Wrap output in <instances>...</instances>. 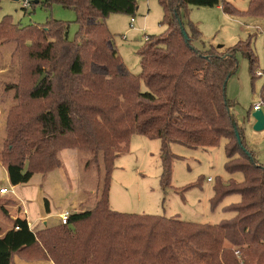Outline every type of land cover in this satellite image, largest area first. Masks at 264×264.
I'll return each instance as SVG.
<instances>
[{"label":"trees","instance_id":"1","mask_svg":"<svg viewBox=\"0 0 264 264\" xmlns=\"http://www.w3.org/2000/svg\"><path fill=\"white\" fill-rule=\"evenodd\" d=\"M137 1L46 0L76 11L79 31L74 41L69 39L70 25L59 20L27 27L15 24L11 16L0 22V45L14 41L20 47L32 39L29 56L42 61L34 70L47 75L39 85L7 86L15 89V99H25L11 109L0 151V164L6 166L12 185L59 168L57 154L66 148L88 150L96 160L102 156L106 169L95 207L71 213L68 224L35 231L28 220L15 219L0 238V264H17L15 257L52 264H239L226 242L240 247L244 264H264V164L257 160L227 98L238 52L255 73L253 35L232 47L201 49L194 42L202 41V32L187 10L188 5L221 6L229 15L264 16V0H250L247 13L227 0H159L166 31L146 37L141 72L134 74L112 46L106 19L113 13L134 15ZM261 97L264 103V85ZM134 134L161 141L165 188L171 186L176 157L171 144L207 148L225 139V169L231 176L242 173L244 179H218L210 202L215 210L225 198L239 195L238 202L224 208L234 216L200 224L113 210L111 175Z\"/></svg>","mask_w":264,"mask_h":264},{"label":"rangeland","instance_id":"2","mask_svg":"<svg viewBox=\"0 0 264 264\" xmlns=\"http://www.w3.org/2000/svg\"><path fill=\"white\" fill-rule=\"evenodd\" d=\"M26 1H30L28 7H25ZM227 1L242 13H247L249 10L250 0ZM187 10L190 20L202 32V41L194 42L201 49H208L211 46L218 49L232 47L239 41H246L252 33L258 57L255 73L251 72L248 58L242 52H238L237 70L227 82V98L233 104L231 111L255 151L257 160L264 164V129L261 131L254 129L255 120L252 116L254 105L262 102L261 89L264 85V75L253 77L259 70L264 72V16L229 15L221 6L188 5ZM164 15V8L159 0H138L134 15L113 13L106 19V24L113 35V40L110 41L112 46L114 45L118 50L127 69L134 74L141 72L140 51L146 45V37L165 33ZM5 16H11L13 22L20 27L43 26L52 20L68 23L69 39L72 41L76 40L79 31L76 11L56 2L48 5L46 0H40L39 3H35V0H0V22ZM132 18H134L133 23ZM220 44L223 47L220 48ZM32 46V39H27L20 47L14 41L0 45V151L7 137L11 109L25 101V99H15V89L7 90V86L20 83L23 87L26 85L30 87L43 76L34 70L38 62L42 61L29 56V52L34 48ZM44 74L46 77V72ZM146 89L143 84L142 90ZM32 104L39 105L35 102ZM45 105L39 106L45 108ZM262 109L264 110V105ZM225 142L226 140L223 139L218 146L207 148H190L180 143L171 144V151L176 157L172 162L171 186L165 188L161 181L163 174L161 141L141 134L132 135L129 151L115 161L109 189L111 208L123 213L177 217L186 222L200 224H218L224 219H230L234 213L226 212L224 208L238 202L239 195L225 198L215 210L212 209L210 202L218 179L225 181L230 177H234L237 181L244 179L242 173L233 176L227 173ZM57 156L61 161L60 167L63 165L67 178H70L71 184L66 177H61L63 183L66 181L65 184L72 185L74 193L70 192V194L72 193L71 195L76 196L77 199L81 196V204L86 208L92 206L93 209L104 187L106 169L102 156L96 160L92 152L79 148L62 149ZM42 180L40 173L26 185V189L22 187L18 189L22 192L25 190L33 192L41 186ZM65 184L67 189L68 184ZM3 185L10 187L7 183L1 182L0 186ZM51 192L49 190L46 193L47 205H50L52 198L54 205L60 201V195L54 198ZM8 196L13 197V194H0V226L10 223L13 227L14 223L9 219L8 210H12L15 204H11L14 202H10ZM35 205L37 207H31L32 222L39 214V205ZM51 224H60V220L53 218L49 226H53ZM32 228L36 231L43 228V225L37 221ZM226 245L235 251L239 264H244L242 253H237L240 247L233 246L229 242H226ZM20 259L15 257L17 264H25ZM49 263L50 261L47 260H39L33 264Z\"/></svg>","mask_w":264,"mask_h":264},{"label":"crops","instance_id":"3","mask_svg":"<svg viewBox=\"0 0 264 264\" xmlns=\"http://www.w3.org/2000/svg\"><path fill=\"white\" fill-rule=\"evenodd\" d=\"M62 166L60 168L54 170V171L47 173V174H41L43 182L41 183V186L39 188H36L35 190H33V192H31V191L28 192L26 190L22 192V191H19L18 188L22 187V189H26V185L30 184L35 179V176L38 174H35L28 183H23V184H19V185H12V183L10 182V179H9V175H8V171H7L6 166L0 164V183L1 182L7 183L8 185H10V187H8V188H12L14 191V193H12L13 197L8 196L9 197L8 199L10 200V202H14L11 204H15V205H13L14 208L12 210H10V209L8 210L9 211L8 212L9 219L12 220L13 223H14L15 219L23 218V219L28 220L31 228L33 227V225L37 221H40L42 223L43 227H48L50 225L51 219L54 218V219L59 221L58 217L60 216V214L62 212H64L63 211L64 209H66V210L72 209V211L71 210L70 211L73 213V212H82V211H85V210L92 208V206L86 208L85 206H83V204H81V201H82L81 196H78V199H77L76 196L71 195L72 193L70 194V192H73L72 185H70L71 184L70 178L69 177L67 178V173L62 168ZM62 176L66 177L67 181L70 183V184L67 183L68 184L67 189L64 186L66 181H65V183H63L62 178H61ZM67 184H65V185H67ZM3 186H0V187H3ZM69 186H71V188ZM4 187H7V186H4ZM49 190L52 191L51 192L52 196L54 194V196H53L54 198L60 195V201H57L55 203V205H54L53 198H52L50 205L46 204L45 200L48 198L46 193H48ZM32 193L33 194L36 193V195L33 196ZM48 195H50V194H48ZM43 201H44V203H43ZM35 204L39 205L38 206L39 207V214H37L36 220L34 222H32L30 220V213H31V207H37ZM51 225H53V224H51ZM10 229H12L10 223H8V225H5V226H0V238L3 237L7 233V231H9ZM20 260H22V259H20ZM22 261H24V260H22ZM36 262H38V261H35V262L24 261L23 263L33 264ZM16 263H17V261H16ZM49 264H52V262H50Z\"/></svg>","mask_w":264,"mask_h":264},{"label":"built area","instance_id":"4","mask_svg":"<svg viewBox=\"0 0 264 264\" xmlns=\"http://www.w3.org/2000/svg\"><path fill=\"white\" fill-rule=\"evenodd\" d=\"M29 4H30V1H26L25 7H28ZM133 22H134V18H132V23ZM263 75H264L263 71L259 70L257 72V76H263ZM263 105H264L263 101L259 102V103L254 105L253 110L256 111V110L262 109ZM0 149H1V144H0ZM209 180H212V178H209ZM7 193H14V191L12 188L4 187V186L0 187V194L1 195H5ZM71 213L72 212H70V211H65V212L61 213L59 216L60 223L61 224H68ZM16 229H19V226H16ZM237 253H240V251H237Z\"/></svg>","mask_w":264,"mask_h":264},{"label":"water","instance_id":"5","mask_svg":"<svg viewBox=\"0 0 264 264\" xmlns=\"http://www.w3.org/2000/svg\"><path fill=\"white\" fill-rule=\"evenodd\" d=\"M35 3H38V0H35ZM182 30L184 32L185 37L188 38V34L185 31L183 26H182ZM219 47L221 48V47H223V45L220 44ZM44 78H45V74L39 79V81L37 82V85H39L43 81ZM252 116L255 120L254 129L256 131L263 130L264 129V110L263 109L256 110L253 112ZM234 127L236 128L237 136L240 139V135H239V132L237 129V123L236 122H234Z\"/></svg>","mask_w":264,"mask_h":264}]
</instances>
